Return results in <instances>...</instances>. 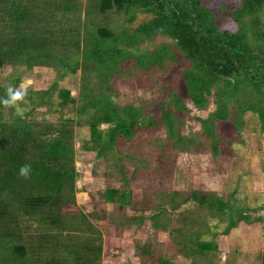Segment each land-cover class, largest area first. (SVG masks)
<instances>
[{"label": "trees", "instance_id": "1", "mask_svg": "<svg viewBox=\"0 0 264 264\" xmlns=\"http://www.w3.org/2000/svg\"><path fill=\"white\" fill-rule=\"evenodd\" d=\"M224 12L235 30L220 29L203 0H0V67L56 74L47 88L27 90L22 115L0 105V264H99L100 253L121 251L101 227L133 229L137 264H231L239 251L221 257L218 242L231 247L256 235L251 264H264V201L247 205L237 182L229 192L172 184L180 153L227 160L231 141L215 127L229 102H241L240 112L250 110L264 128V112L250 100L264 93V0H238ZM143 42L157 49L148 54ZM147 64L163 66L164 82L128 93L125 83ZM76 73L73 97L61 82ZM53 105L56 117H34L37 106ZM75 125L89 130L80 147L105 164L93 167L102 181L91 200L78 204L75 193L89 185L75 186ZM24 164L32 165L29 179L18 178ZM139 183L153 189L134 198Z\"/></svg>", "mask_w": 264, "mask_h": 264}, {"label": "rangeland", "instance_id": "2", "mask_svg": "<svg viewBox=\"0 0 264 264\" xmlns=\"http://www.w3.org/2000/svg\"><path fill=\"white\" fill-rule=\"evenodd\" d=\"M204 5L211 8V10L215 13V22L220 29H227L230 31L235 30L236 23L232 21L231 17L227 15L226 10L231 11L233 9V5L238 4V0H203ZM222 6L225 7V10L220 9ZM229 5V6H228ZM143 18V17H141ZM141 18H136L140 20ZM136 20V21H138ZM134 25V24H133ZM155 44H158V40H154ZM156 45L149 46L145 42L141 45V48L146 53H151L154 51ZM173 71H177L178 67L174 66ZM163 66H155L153 64H147L146 71H143V76L139 75V77L133 79L126 86L131 90H137L142 87H146L147 85H157L162 82L164 73L162 71ZM132 71V70H131ZM146 73V74H144ZM77 73L72 77H65L61 82V86L68 88L70 95L73 97L78 96L79 87L76 84ZM56 80L55 70L53 68H48L47 66H35L31 68V70L24 69V66L18 65L16 67L11 66H1L0 67V84L5 88L9 84L14 86H21L27 88L30 91H36L39 89L47 88L51 81ZM135 80V82H133ZM154 81V82H153ZM131 83L134 86H131ZM142 85V87H140ZM164 85V84H163ZM153 86V87H154ZM170 87L171 85L168 84ZM32 94V93H31ZM58 97L56 93H53V99L56 100ZM123 97H119L117 101H120ZM165 99V95L162 96ZM264 93L261 94L260 98L257 96H253L250 100L255 104L256 107L262 112H264ZM54 100H51L53 103ZM26 106H30L29 99L24 97V101ZM55 105V104H54ZM53 107L46 106H37L34 108L35 115L34 117H41L45 115L48 119L54 118L58 115V112L54 110ZM212 105V104H211ZM241 102H229L227 105L228 115L227 119L224 121H217L215 131L218 135L222 137H227L226 140L231 141V145L229 146L230 152L228 154L227 160H224L222 164H218L212 157H210L207 153H180L174 159V171H173V180L172 184L174 188H188L194 187L198 189H207L214 191H223L229 192L232 189V185L235 182L238 183L237 194L245 193V201L247 205H252L256 200L261 201L264 200V138H263V130L264 128H260L259 120L256 114L251 112L250 110H244L242 113L240 112ZM71 106H67L66 109L63 110V115H71L69 113ZM211 107V106H209ZM47 109H49L47 111ZM4 111V110H3ZM205 114V111H204ZM241 116L242 119H245L243 129L239 130L238 127V118ZM259 116V115H258ZM259 119V120H258ZM192 126H197L196 122H191ZM105 124L100 125L101 128L105 127ZM73 137H74V148H76V154L74 156V166L75 170L79 172V177L76 178L75 186L78 189H81V185H89L84 191H79L75 193V202L76 204L79 201L91 200V197L88 195L89 190L96 189V185L99 186L102 181V177H97L94 180L93 177V167L95 170L101 171L105 168L104 161L93 162L94 160V151L83 149L80 147L81 143L88 142L89 138V130L87 126H76L73 129ZM233 148V149H232ZM149 187V190L153 189V184L145 183V184H137L133 189L134 198L140 197V193ZM89 200V201H90ZM259 202V203H261ZM107 207V206H106ZM109 209V207H108ZM261 212V211H260ZM241 221V220H239ZM252 221L240 222V223H251ZM101 235L104 237V232L111 237L112 243L121 247V251L119 255H115L114 258L109 259L105 258L103 254L99 255V264H137V259L131 255L132 250V228L123 229L122 232L114 231V233L106 228L101 227ZM104 231V232H103ZM93 235V234H92ZM108 236V237H109ZM238 237V235H237ZM160 241H167V237L164 238L163 235H158ZM250 239V237H248ZM256 239V237L251 240ZM119 240V242H117ZM248 242L249 246L247 247V255H242L244 248L240 247V239L237 238L235 242H233L230 247L228 244H222L218 242V250L221 257H223V253L229 251L230 253L234 251H239V255L233 257L231 264H251L254 263V256H252L251 248L254 244L252 241ZM115 245V246H116ZM244 256V257H243ZM232 258V257H231Z\"/></svg>", "mask_w": 264, "mask_h": 264}, {"label": "clouds", "instance_id": "3", "mask_svg": "<svg viewBox=\"0 0 264 264\" xmlns=\"http://www.w3.org/2000/svg\"><path fill=\"white\" fill-rule=\"evenodd\" d=\"M27 95V88L23 85L14 86L9 84L6 88V94L3 98H0V105L5 108H14L17 115H22L23 109L21 103L24 101V97ZM32 172L31 164L21 165L18 169L19 179H29Z\"/></svg>", "mask_w": 264, "mask_h": 264}, {"label": "crops", "instance_id": "4", "mask_svg": "<svg viewBox=\"0 0 264 264\" xmlns=\"http://www.w3.org/2000/svg\"><path fill=\"white\" fill-rule=\"evenodd\" d=\"M262 201H264V200H262ZM261 211V210H260ZM254 230H255V232H256V234L257 233H259V229L257 228V226H255L254 228H253ZM259 235V234H258ZM256 237H258L257 235H256ZM256 240V239H255ZM248 241V240H247ZM253 242V241H252ZM240 245H243L244 247L246 246V247H251V246H248L249 245V243L248 242H244L242 239L240 240ZM253 247V246H252Z\"/></svg>", "mask_w": 264, "mask_h": 264}]
</instances>
